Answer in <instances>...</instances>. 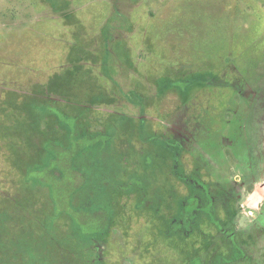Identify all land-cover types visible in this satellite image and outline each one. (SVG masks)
Here are the masks:
<instances>
[{"label": "rangeland", "instance_id": "rangeland-1", "mask_svg": "<svg viewBox=\"0 0 264 264\" xmlns=\"http://www.w3.org/2000/svg\"><path fill=\"white\" fill-rule=\"evenodd\" d=\"M262 103L264 0H0V264H264Z\"/></svg>", "mask_w": 264, "mask_h": 264}, {"label": "trees", "instance_id": "trees-1", "mask_svg": "<svg viewBox=\"0 0 264 264\" xmlns=\"http://www.w3.org/2000/svg\"><path fill=\"white\" fill-rule=\"evenodd\" d=\"M228 84V83H226ZM236 86V90L239 91L240 93H242V95H245L246 93L243 92V90L237 85ZM260 109H258L257 111H263L261 110L264 109V103L261 104V106H259ZM96 137H81L78 140V143L87 141L88 144L92 143L95 140ZM178 176L180 178H182L183 180H185L187 183L189 182V179L184 177V175H180L178 174ZM200 194V193H199ZM202 196H205L204 193H201ZM214 206H212L210 203H207L205 206H201V205H196L195 202H193L189 208H185L182 213H181V219L179 220V222L177 223V225L179 226V228L183 229V231H186L187 233H191L193 231L194 226L196 225V220L197 218L202 215V214H207L209 216V218L216 224L218 225L220 228H225V230L231 229V230H235L234 227V223H233V217L231 219V223L228 227L226 226H222L221 223H219L218 219L215 217L214 212H212V208ZM99 223H103L105 224L106 221L104 220H96ZM224 233V232H223ZM226 240L229 241V255L227 256H222L219 257L217 260V264H233L238 260H249V256L247 251L239 244L236 235L234 236V234H230L229 237H226ZM196 258L193 259V261H195ZM197 264V263H196ZM198 264H209L206 263L205 260H201ZM213 264V263H212Z\"/></svg>", "mask_w": 264, "mask_h": 264}, {"label": "flooded vegetation", "instance_id": "flooded-vegetation-1", "mask_svg": "<svg viewBox=\"0 0 264 264\" xmlns=\"http://www.w3.org/2000/svg\"><path fill=\"white\" fill-rule=\"evenodd\" d=\"M94 137H96V136H94ZM181 144L182 143L180 142L179 146ZM186 178L189 179V182L193 181L191 176H188ZM196 192L197 193L195 195H191L187 199H185L184 204L186 206H190L193 202H195L196 205L205 206L209 201H213V198H211L209 195V190L204 186V184L196 186ZM201 193H204L205 196H202ZM210 204L213 206L212 202ZM205 215L208 216L207 214H205ZM215 217L218 219L217 216H215ZM208 218H209V216H208ZM99 221H101V220H99ZM97 223L98 224H97V228L95 229V232H98L99 229L104 228V226L106 227V225L103 223H99V222H97ZM221 230H222V232L226 231L224 227L221 228ZM227 231H228L229 235L233 233L235 236V234H236L235 230L233 231L231 229H228ZM184 232H186V231H184ZM90 249L93 250V253H94L93 264H106L104 261V256H103V246H102V243L100 240H97L96 238H94L92 243H91Z\"/></svg>", "mask_w": 264, "mask_h": 264}, {"label": "clouds", "instance_id": "clouds-1", "mask_svg": "<svg viewBox=\"0 0 264 264\" xmlns=\"http://www.w3.org/2000/svg\"><path fill=\"white\" fill-rule=\"evenodd\" d=\"M233 179L239 180L241 177L239 174L233 177ZM264 176L257 177L255 180V188L250 193L245 192L239 201L240 208L243 210V219L240 226H244V220L249 216L255 215L264 206Z\"/></svg>", "mask_w": 264, "mask_h": 264}]
</instances>
